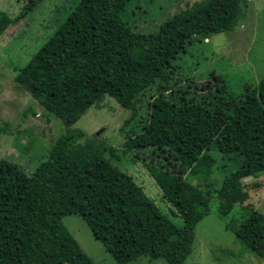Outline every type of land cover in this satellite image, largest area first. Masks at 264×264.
I'll use <instances>...</instances> for the list:
<instances>
[{
    "label": "trees",
    "instance_id": "1",
    "mask_svg": "<svg viewBox=\"0 0 264 264\" xmlns=\"http://www.w3.org/2000/svg\"><path fill=\"white\" fill-rule=\"evenodd\" d=\"M41 1L25 0L13 18L0 12V33ZM129 1L79 0L27 64L14 69L13 81L66 127L103 95L129 111L130 121L137 102L154 89L142 132L127 137L123 147L154 154L147 163L141 154L142 165L182 225L162 215L103 154L80 145L82 133L73 129L54 140L30 175L0 160V264H93L61 224L68 215L80 217L116 264L140 258L184 264L211 196L225 216L246 199L242 181L264 174V78L233 96L213 76L211 91L197 95L193 86L189 96L187 88L172 89L169 72L194 40L243 23L247 0H201L150 34L135 33L123 21ZM5 130L0 127V134ZM211 149L240 157L213 190ZM107 153L117 159L113 148ZM187 176L200 181L192 185ZM232 233L244 251L264 259V215L249 211Z\"/></svg>",
    "mask_w": 264,
    "mask_h": 264
},
{
    "label": "rangeland",
    "instance_id": "2",
    "mask_svg": "<svg viewBox=\"0 0 264 264\" xmlns=\"http://www.w3.org/2000/svg\"><path fill=\"white\" fill-rule=\"evenodd\" d=\"M79 0H42L35 9L16 24L0 33V160L20 166L25 175H30L35 166L43 161L54 140L75 129L82 133L80 145H88L100 152L104 159L120 172L129 176L152 201L158 211L175 226L181 220L174 208L162 197L155 182L144 169L145 162L154 156L150 149L129 151L123 142L142 132L141 124L146 116L148 96L156 94L150 89L136 104L134 119L127 121L130 112L120 108L113 99L103 95L91 105L80 119L66 127L59 120L46 116L13 81L14 69H20L53 35ZM201 0H130L122 19L129 28L140 34L157 31L158 26L174 14L188 12L191 4ZM25 0H0V12L13 18ZM247 12L243 23L232 31L211 34L205 39L194 40L185 52L179 53L170 66L173 90L193 91L197 95L211 91L221 78L230 95L238 96L244 86L255 88L264 78V0H247ZM98 133L97 135H95ZM117 153V159L108 156L107 148ZM142 154V155H141ZM141 155V156H140ZM214 160L209 176L210 188L218 189L221 181L234 172L240 157L223 155L214 149L208 151ZM153 163L155 162V159ZM192 185L199 183L196 177H186ZM246 199L232 206L225 216L218 213V200L213 194L209 201L208 214L196 225L191 254L184 264H264L254 254L244 251L235 239L232 230L249 211L264 215V174L242 181ZM61 224L73 237L93 264H116L96 241L78 215L61 218ZM130 264H164L161 260L149 261L140 258Z\"/></svg>",
    "mask_w": 264,
    "mask_h": 264
},
{
    "label": "water",
    "instance_id": "3",
    "mask_svg": "<svg viewBox=\"0 0 264 264\" xmlns=\"http://www.w3.org/2000/svg\"><path fill=\"white\" fill-rule=\"evenodd\" d=\"M98 133H96L95 135H97Z\"/></svg>",
    "mask_w": 264,
    "mask_h": 264
}]
</instances>
